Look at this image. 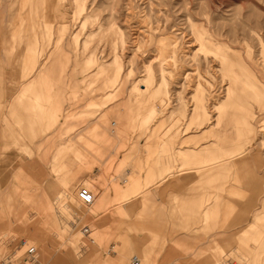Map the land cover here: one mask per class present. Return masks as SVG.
<instances>
[{
  "label": "rangeland",
  "instance_id": "rangeland-1",
  "mask_svg": "<svg viewBox=\"0 0 264 264\" xmlns=\"http://www.w3.org/2000/svg\"><path fill=\"white\" fill-rule=\"evenodd\" d=\"M224 150L249 162L206 199L264 226V0H0V253L130 264V202ZM256 240L213 254L264 264Z\"/></svg>",
  "mask_w": 264,
  "mask_h": 264
},
{
  "label": "crops",
  "instance_id": "crops-1",
  "mask_svg": "<svg viewBox=\"0 0 264 264\" xmlns=\"http://www.w3.org/2000/svg\"><path fill=\"white\" fill-rule=\"evenodd\" d=\"M226 135L222 133V136ZM240 137L247 138L245 142L250 141L247 136ZM66 149L73 148L61 149L60 157H63ZM222 152L213 157L212 168L193 170L202 174H193L191 177L200 175L201 179H192L184 184L183 180L177 184H162L149 189L144 199L134 200V204L130 202L129 212L136 219L134 221L131 218V223H135L137 233L131 234L127 253L138 252L140 257L133 256L138 258V264H220L213 254L214 250L228 251L234 248L242 234L252 236V240L264 238V226L260 221L257 224L254 222L252 226L249 222L245 226L248 218L240 213L230 218L222 213L218 215L215 200L206 199L209 194L214 195V191L210 189L214 187L213 168H243L249 162L247 157L235 163L236 159L230 160V150ZM84 178L86 179V174ZM139 185V180L134 178L132 187L127 190L128 198ZM112 196L111 192L110 197ZM257 251L254 248L255 254ZM122 261L123 258L120 257L114 262L121 264ZM52 264L60 263L53 260Z\"/></svg>",
  "mask_w": 264,
  "mask_h": 264
},
{
  "label": "built area",
  "instance_id": "built-area-1",
  "mask_svg": "<svg viewBox=\"0 0 264 264\" xmlns=\"http://www.w3.org/2000/svg\"><path fill=\"white\" fill-rule=\"evenodd\" d=\"M76 192L77 199L84 205L90 206L95 199L94 193L85 186L78 187ZM83 233H88V227L82 228ZM21 251L20 253H18ZM0 264H41L37 254V248L28 242L21 239L17 250L11 252L0 253ZM130 264H138V258L132 257Z\"/></svg>",
  "mask_w": 264,
  "mask_h": 264
},
{
  "label": "bare ground",
  "instance_id": "bare-ground-1",
  "mask_svg": "<svg viewBox=\"0 0 264 264\" xmlns=\"http://www.w3.org/2000/svg\"><path fill=\"white\" fill-rule=\"evenodd\" d=\"M80 10H81V8H79V7H77V11L78 12H80ZM196 107H199L197 104H196ZM244 123H245V128H244V130L246 129V133H249L250 134V127H249V125L248 124H246L247 123V120L246 119H244ZM94 201V200H93ZM93 203V202H92ZM91 203V204H92ZM91 206V205H90Z\"/></svg>",
  "mask_w": 264,
  "mask_h": 264
}]
</instances>
